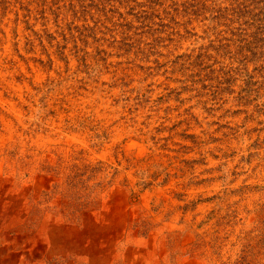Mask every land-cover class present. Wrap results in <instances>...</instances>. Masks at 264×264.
<instances>
[{
    "label": "rangeland",
    "instance_id": "obj_1",
    "mask_svg": "<svg viewBox=\"0 0 264 264\" xmlns=\"http://www.w3.org/2000/svg\"><path fill=\"white\" fill-rule=\"evenodd\" d=\"M7 33L0 81L37 110L25 133L53 118L109 153L94 168L70 155L67 192H98L122 167L131 199L166 189L159 208L183 229L166 238L172 259L264 264V0H0ZM96 95L114 114L69 120L73 101Z\"/></svg>",
    "mask_w": 264,
    "mask_h": 264
},
{
    "label": "bare ground",
    "instance_id": "obj_2",
    "mask_svg": "<svg viewBox=\"0 0 264 264\" xmlns=\"http://www.w3.org/2000/svg\"><path fill=\"white\" fill-rule=\"evenodd\" d=\"M0 46L3 56H12L8 33ZM0 80H5L1 71ZM0 83L14 92L12 98L0 92V264H206L203 258L186 256L184 249L171 258L166 238L183 229L177 217L165 219L166 205L159 208L166 189L148 188L131 199L134 182L122 185L128 172L121 167L98 192H67V158L82 150L89 155L84 164L94 168L99 156L109 157L108 151L96 155L84 135L65 131L53 118L45 122V135H27L26 121H34L37 110H24L23 87ZM84 107L94 116L114 114L105 98L96 95L73 101L69 120L76 122ZM141 220L149 224L145 234ZM191 239L186 233L181 247Z\"/></svg>",
    "mask_w": 264,
    "mask_h": 264
}]
</instances>
